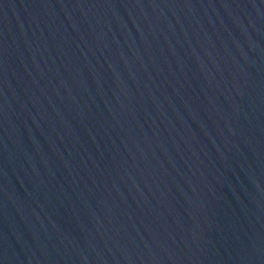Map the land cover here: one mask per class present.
I'll return each instance as SVG.
<instances>
[{
	"label": "water",
	"instance_id": "1",
	"mask_svg": "<svg viewBox=\"0 0 264 264\" xmlns=\"http://www.w3.org/2000/svg\"><path fill=\"white\" fill-rule=\"evenodd\" d=\"M0 264H264V0H0Z\"/></svg>",
	"mask_w": 264,
	"mask_h": 264
}]
</instances>
